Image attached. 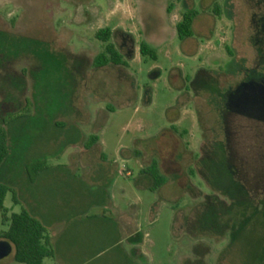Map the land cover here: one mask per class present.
Here are the masks:
<instances>
[{
	"label": "rangeland",
	"instance_id": "374dc122",
	"mask_svg": "<svg viewBox=\"0 0 264 264\" xmlns=\"http://www.w3.org/2000/svg\"><path fill=\"white\" fill-rule=\"evenodd\" d=\"M104 27L126 66L92 65ZM0 126L8 215L67 224L43 264H264V0H0ZM74 154L102 174L80 185ZM152 159L158 186L141 173ZM112 174L131 189V239L101 205Z\"/></svg>",
	"mask_w": 264,
	"mask_h": 264
},
{
	"label": "trees",
	"instance_id": "16d2710c",
	"mask_svg": "<svg viewBox=\"0 0 264 264\" xmlns=\"http://www.w3.org/2000/svg\"><path fill=\"white\" fill-rule=\"evenodd\" d=\"M173 5V3L168 5V12L172 9ZM196 14L197 12L192 9L182 13L181 20L175 26L176 35L179 39L192 36V24ZM95 37L106 44L104 49L93 58L92 65L94 67L100 68L107 64L115 66L127 65L114 45L109 42L111 30L108 27L98 29ZM140 53L142 55L150 54L153 58L155 57L153 50L146 43H141ZM92 140H96V137H92ZM7 154L6 133L0 126V166ZM44 167L45 163L39 161H36L32 165L34 173L42 170ZM141 173H146L151 177L154 186H158L164 181L158 162L155 159H152L150 164L141 170ZM9 191L10 188L0 182V212L2 224L7 225V230L0 235V238L7 240L11 244L14 260L23 264H43L45 258H54L53 248L49 244L46 229L40 220L23 208L18 213L8 215L7 209L3 206V201Z\"/></svg>",
	"mask_w": 264,
	"mask_h": 264
},
{
	"label": "crops",
	"instance_id": "0c3cea01",
	"mask_svg": "<svg viewBox=\"0 0 264 264\" xmlns=\"http://www.w3.org/2000/svg\"><path fill=\"white\" fill-rule=\"evenodd\" d=\"M94 161L98 162L97 159ZM69 162L72 163L71 167H73V170H71L70 173H73L78 178L80 185L83 184L85 180L90 179L92 177H94V179H95V177L99 176L100 173L102 174V172H100V169H98V167L96 168V166H92V167L90 166V169L85 168L90 164V160L87 158V156H85V154H74V155L70 156ZM57 166H61V165L58 164ZM78 168H80L81 170H77ZM47 171L48 170H47L46 166L42 170H39L38 172L34 173L31 176L26 171L27 178H28V180H27L28 184L31 186H35L36 184L40 183V180L46 177L45 174H47ZM114 174H112L110 176V178L107 180L106 183H107V186H109V188H114L115 184H117L116 194H115L117 196V199L113 203L112 202L110 203L109 199H107V201L101 203V205L105 209H116L118 211L117 216H118V220H119V228L120 229H127V233L129 235V238L131 239L134 236L138 235V233H139V231L137 230V226H132L135 223L137 224V221H136L134 215H129V214L125 213V211L122 209V208H124L122 206L125 204L124 200L129 199L128 197L131 194V189L128 185L126 187H125V185H121V186L118 185V183L116 182L117 180H116V177L114 176ZM104 194H106V193H104ZM80 204H82V202L80 201V198H78L77 196L72 198L71 201H69L67 203V205L69 207H75V206L77 207ZM28 211L31 213L30 210H28ZM42 224L46 229L48 240L50 242H52V244L54 246L57 245L59 242L60 235L62 234V231L67 224L63 220H56V219L54 220L51 218L44 220L42 222ZM141 239H142V237L141 238L139 237V239L136 241L137 243L136 242L135 243L136 244L141 243ZM135 253L136 254L139 253V255H141V252H139L138 249L135 250Z\"/></svg>",
	"mask_w": 264,
	"mask_h": 264
},
{
	"label": "water",
	"instance_id": "95a60500",
	"mask_svg": "<svg viewBox=\"0 0 264 264\" xmlns=\"http://www.w3.org/2000/svg\"><path fill=\"white\" fill-rule=\"evenodd\" d=\"M11 244L7 240H0V259L10 253Z\"/></svg>",
	"mask_w": 264,
	"mask_h": 264
}]
</instances>
